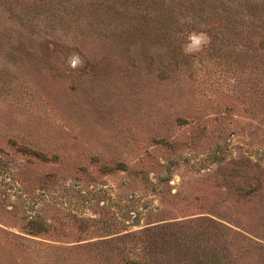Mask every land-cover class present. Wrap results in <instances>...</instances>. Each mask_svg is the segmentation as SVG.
I'll list each match as a JSON object with an SVG mask.
<instances>
[{"label": "rangeland", "instance_id": "1", "mask_svg": "<svg viewBox=\"0 0 264 264\" xmlns=\"http://www.w3.org/2000/svg\"><path fill=\"white\" fill-rule=\"evenodd\" d=\"M250 1L0 0V264H264Z\"/></svg>", "mask_w": 264, "mask_h": 264}, {"label": "clouds", "instance_id": "2", "mask_svg": "<svg viewBox=\"0 0 264 264\" xmlns=\"http://www.w3.org/2000/svg\"><path fill=\"white\" fill-rule=\"evenodd\" d=\"M211 44V36L206 32L192 31L187 34L185 42L181 46V50L186 56H191L202 52ZM68 64L72 69L83 66V62L77 53H72L68 57Z\"/></svg>", "mask_w": 264, "mask_h": 264}, {"label": "trees", "instance_id": "3", "mask_svg": "<svg viewBox=\"0 0 264 264\" xmlns=\"http://www.w3.org/2000/svg\"><path fill=\"white\" fill-rule=\"evenodd\" d=\"M250 2H251L250 0H245V6L248 5V6H247V9L245 8L246 10H248V8H249L250 5H253V4L250 3ZM198 4H199V5L201 4V0H198ZM228 14H229V13H228Z\"/></svg>", "mask_w": 264, "mask_h": 264}]
</instances>
